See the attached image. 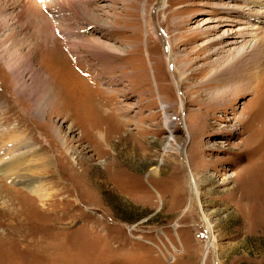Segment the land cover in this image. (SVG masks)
Returning <instances> with one entry per match:
<instances>
[{"label":"rangeland","instance_id":"obj_1","mask_svg":"<svg viewBox=\"0 0 264 264\" xmlns=\"http://www.w3.org/2000/svg\"><path fill=\"white\" fill-rule=\"evenodd\" d=\"M263 5L1 0L0 170L48 197L0 171V264H264ZM222 18L259 19L238 84Z\"/></svg>","mask_w":264,"mask_h":264},{"label":"bare ground","instance_id":"obj_2","mask_svg":"<svg viewBox=\"0 0 264 264\" xmlns=\"http://www.w3.org/2000/svg\"><path fill=\"white\" fill-rule=\"evenodd\" d=\"M69 1L70 0H63L64 3H68ZM260 1L264 2V0H243V2H245V3L247 2V3L253 4V5H257ZM60 4H62V3L58 2V5H60ZM263 7H264V5H263ZM228 10L234 11L235 8L232 7V8H229ZM2 12H4V11H2ZM250 12H252V11H250ZM256 16L259 17V16H261V14H258ZM230 18H226V19L222 18L221 21L225 20L226 22L233 23L232 25H234V26H231L232 27L231 29L225 30V29H222L223 27L219 26L218 24H210L209 27L207 28V31L211 32L214 36L218 35V37L223 39V40H221V45L224 47V55L220 59V62L221 63L222 62L225 63L223 66L226 69L222 73L223 74L222 77L230 78L235 84H238L245 76L243 69H241V68H243V58L246 57V56H249L250 57L249 58L250 60H248V64H249V63H251V61H253V59H255L256 54L259 53L258 51H262L261 53H262V55H264V49L258 50V48L260 47V44H261V42H260L261 40L258 41V39H257L252 44L248 43V40H247V38L251 37L252 34H253V36H255L257 34V31L253 32L254 29H255L254 28L255 26H254L253 22L254 23L258 22L259 21L258 18H255L254 21L253 20H251V21L247 20L246 22H243L242 24H241V22L243 21V19H240V20L236 21V20H234V18H232V19H230ZM197 23L201 24L199 22H197ZM235 24H237V25H247V27H245V28H243V27L242 28H240V27L237 28L236 27L237 29L234 30ZM262 48H264V47H262ZM170 50H171V45L168 42L167 47H166V51H167L166 53L168 54L170 52ZM252 65H253L252 73L255 74V73H257V68L259 66H258V64H257V66H256V64L255 65L252 64ZM254 67L256 69H254ZM252 80H249L250 83L252 82ZM46 91H47L46 92L47 98L49 97V100L51 101V99H53V96H52V92L53 91L51 90V87L48 84H47V87H46ZM232 97H235V94H233ZM40 109L41 108H39V110ZM9 140H10V141H8L9 143L12 142V138L9 139ZM1 143L2 142H1V139H0V144ZM3 145H0V147L3 146ZM36 155H37L36 156L37 158L34 161H43V167H45V168H46L47 165L48 166L50 165L49 163L51 161L49 163L45 161L47 156H45L44 154H42L40 152H36ZM0 159H2V158H0ZM23 161H24V158L19 156L17 159H15L14 161L11 162V164H13V165H11L10 168L12 166L14 168V166L19 165V163L23 162ZM28 163H30V162H28ZM13 170H12V168L9 169V165H7L5 167H2V169L0 171H3V173H4L3 175L7 179L8 178L15 179L18 184H20L26 191H28L33 197H36L41 202V204L44 205V201H46L45 199H46V197H48V194H46L44 192V189L39 184H37L35 182H32L30 179L29 180L28 179H24L23 177H21L19 175L16 176L19 173L15 174V172ZM13 176H15V178ZM191 177H193V182L192 183L194 185V183H195L194 179H195L196 175L192 173ZM201 195H202V193L198 192V190H197V197L199 198ZM210 243H211V238H208L207 244L210 245Z\"/></svg>","mask_w":264,"mask_h":264}]
</instances>
